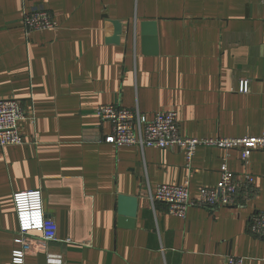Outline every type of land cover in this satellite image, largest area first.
I'll return each mask as SVG.
<instances>
[{"label":"crops","instance_id":"0c3cea01","mask_svg":"<svg viewBox=\"0 0 264 264\" xmlns=\"http://www.w3.org/2000/svg\"><path fill=\"white\" fill-rule=\"evenodd\" d=\"M56 27L27 34L23 0H0V97L20 100L23 144L0 147V264L21 245L15 192L41 190L59 242L29 238L23 264H264V238L249 222L264 211V150L200 146L114 147L96 110L120 104L152 120L178 112L189 137L264 131L262 0H29ZM158 23L159 53L143 52L141 23ZM121 26L117 33V25ZM246 91L242 92V84ZM227 158L255 192L239 205L191 206L185 218L149 195L190 182L192 198L215 186ZM138 198L133 228L118 226V196ZM70 239V241H64ZM54 253L61 262L49 261Z\"/></svg>","mask_w":264,"mask_h":264},{"label":"built area","instance_id":"2783aa9c","mask_svg":"<svg viewBox=\"0 0 264 264\" xmlns=\"http://www.w3.org/2000/svg\"><path fill=\"white\" fill-rule=\"evenodd\" d=\"M29 0H23V22L27 34L34 31L53 29L56 22L52 14L44 6H29ZM264 5V0H262ZM246 83L241 91H246ZM97 115L111 124V133L105 142L116 148L135 146L143 150L146 147L159 148L180 147L185 150L188 164L192 162L196 150L200 146H215L225 150L237 149L242 161L247 164L253 152L264 150V131L258 136L243 137H189L180 132L178 112L158 110L152 120L139 110H132L120 104H104L97 108ZM28 118L20 100L0 97V147L23 144V136L19 122ZM221 177L212 187H203L199 198H192L190 182L183 185L160 184L156 191L149 195L155 204L162 202L168 211L185 218L191 206L206 208L236 206L249 199L255 192L254 177L250 173L237 175L224 159L220 167ZM13 201L19 220L21 245L13 251V262L23 264L30 251L29 238L38 234L49 242L62 241L58 236V225L52 217H47L44 209V197L41 190L15 192ZM250 231L264 238V211L253 214L249 222ZM64 241H70L66 239ZM49 261L61 262L62 258L54 253L47 254ZM223 264H245V258L235 255L226 256Z\"/></svg>","mask_w":264,"mask_h":264},{"label":"water","instance_id":"95a60500","mask_svg":"<svg viewBox=\"0 0 264 264\" xmlns=\"http://www.w3.org/2000/svg\"><path fill=\"white\" fill-rule=\"evenodd\" d=\"M117 25V33H120L121 26ZM143 52L148 55L159 53L158 23L155 20H146L141 23ZM118 226L133 228L138 210V198L134 196H118Z\"/></svg>","mask_w":264,"mask_h":264}]
</instances>
